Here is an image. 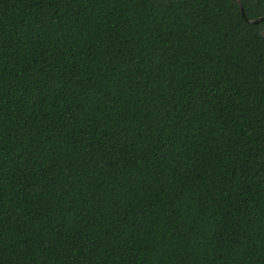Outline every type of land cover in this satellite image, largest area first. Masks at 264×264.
Listing matches in <instances>:
<instances>
[{
    "label": "trees",
    "instance_id": "trees-1",
    "mask_svg": "<svg viewBox=\"0 0 264 264\" xmlns=\"http://www.w3.org/2000/svg\"><path fill=\"white\" fill-rule=\"evenodd\" d=\"M264 0H0V264H264Z\"/></svg>",
    "mask_w": 264,
    "mask_h": 264
},
{
    "label": "water",
    "instance_id": "water-1",
    "mask_svg": "<svg viewBox=\"0 0 264 264\" xmlns=\"http://www.w3.org/2000/svg\"><path fill=\"white\" fill-rule=\"evenodd\" d=\"M240 9H241V12H242L243 17L246 20H248L249 22H251V23H253V24H259L260 22L264 21V17H261V18L256 19V20H250L248 17H246L245 12H244V8H243V4L241 2H240Z\"/></svg>",
    "mask_w": 264,
    "mask_h": 264
}]
</instances>
